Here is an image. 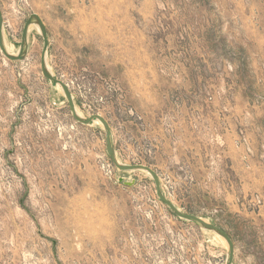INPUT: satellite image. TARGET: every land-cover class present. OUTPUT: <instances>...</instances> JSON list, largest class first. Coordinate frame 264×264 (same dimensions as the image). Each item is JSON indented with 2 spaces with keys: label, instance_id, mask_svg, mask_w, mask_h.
<instances>
[{
  "label": "rangeland",
  "instance_id": "1",
  "mask_svg": "<svg viewBox=\"0 0 264 264\" xmlns=\"http://www.w3.org/2000/svg\"><path fill=\"white\" fill-rule=\"evenodd\" d=\"M16 52L32 13L52 72L118 160L264 264V0H0ZM0 51V264H224L223 239L176 217L150 175L119 171L40 70ZM119 178H122L120 180Z\"/></svg>",
  "mask_w": 264,
  "mask_h": 264
},
{
  "label": "water",
  "instance_id": "2",
  "mask_svg": "<svg viewBox=\"0 0 264 264\" xmlns=\"http://www.w3.org/2000/svg\"><path fill=\"white\" fill-rule=\"evenodd\" d=\"M35 25L39 31V34L42 38V47L40 51V70L47 82L53 87L60 86L62 93L65 96L70 114L72 118L82 124V125H93V123L98 120L101 123V126L104 131V136H105V148H106V153L113 163V165L119 170V171H144L150 175L154 182L155 186V194L157 198L178 218L190 221L194 223L195 225L199 226L200 228H203L207 231H211L218 236L222 237L227 244V255L225 259L224 264H232L233 262V255H234V250H233V243L226 231L223 229L219 228L218 226L207 222L203 218L191 214V213H186L181 211L173 202H171L165 195L164 192L162 191L161 184H160V178L158 174L149 166L143 165V164H126L122 163L118 160L116 149L114 147L113 143V134L111 127L109 123L100 115H92L90 117H84L81 116L77 113L76 111V106L74 103V99L72 96V93L70 92L68 86L59 80L56 75L48 68L47 65V50H48V36H47V31L44 26V23L40 16H38L35 13H32L28 16L26 21L23 24L22 30H21V35H20V43L18 46V49L16 52H9L6 48L5 44V38H4V21L3 17L0 11V51L1 53L9 60L11 61H19L25 58L26 52L28 49V35H29V30L30 26ZM122 180V178H119Z\"/></svg>",
  "mask_w": 264,
  "mask_h": 264
},
{
  "label": "bare ground",
  "instance_id": "3",
  "mask_svg": "<svg viewBox=\"0 0 264 264\" xmlns=\"http://www.w3.org/2000/svg\"><path fill=\"white\" fill-rule=\"evenodd\" d=\"M47 65H48V68L51 70V68H50V66H49V64H48V62H47ZM52 71V70H51ZM60 87V86H59ZM61 89V88H60ZM76 111H77V113L79 114V115H81L82 116V113H80L77 109H76ZM93 124H98V125H100L101 126V123L98 121V120H96ZM222 238V237H221ZM223 239V238H222ZM223 241H224V239H223ZM224 244L226 245V248H227V244L225 243V241H224Z\"/></svg>",
  "mask_w": 264,
  "mask_h": 264
},
{
  "label": "crops",
  "instance_id": "4",
  "mask_svg": "<svg viewBox=\"0 0 264 264\" xmlns=\"http://www.w3.org/2000/svg\"><path fill=\"white\" fill-rule=\"evenodd\" d=\"M47 62H48V64H49L50 68H51V65H50V63H49V58H48V50H47ZM51 70H52V68H51ZM52 71H53V70H52Z\"/></svg>",
  "mask_w": 264,
  "mask_h": 264
}]
</instances>
